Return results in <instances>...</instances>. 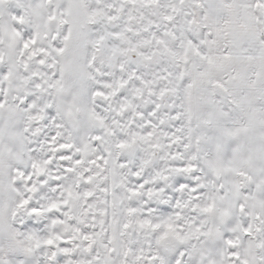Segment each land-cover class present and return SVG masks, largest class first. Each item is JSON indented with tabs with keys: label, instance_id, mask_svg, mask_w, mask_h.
I'll return each instance as SVG.
<instances>
[{
	"label": "snow or ice",
	"instance_id": "6c2138e0",
	"mask_svg": "<svg viewBox=\"0 0 264 264\" xmlns=\"http://www.w3.org/2000/svg\"><path fill=\"white\" fill-rule=\"evenodd\" d=\"M0 264H264V0H0Z\"/></svg>",
	"mask_w": 264,
	"mask_h": 264
}]
</instances>
